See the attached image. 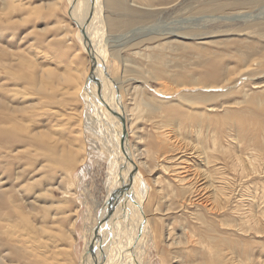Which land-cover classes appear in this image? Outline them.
<instances>
[{
	"label": "rangeland",
	"instance_id": "1",
	"mask_svg": "<svg viewBox=\"0 0 264 264\" xmlns=\"http://www.w3.org/2000/svg\"><path fill=\"white\" fill-rule=\"evenodd\" d=\"M126 2L148 17L113 32L125 31L106 41L103 65L147 183L137 185L147 225L137 227L134 192L121 210L132 213V237L140 229L138 253L147 238L142 264H264V0ZM107 4L104 23L114 16ZM90 64L68 0H0V264H83L82 235L104 217L107 179L131 170L121 147L112 159L108 131L93 122L106 115L89 104V79L97 106L105 102ZM196 139L211 160L202 166L211 190L193 197L175 176V150ZM189 152L180 170L201 166ZM245 210L257 220L244 223Z\"/></svg>",
	"mask_w": 264,
	"mask_h": 264
},
{
	"label": "bare ground",
	"instance_id": "2",
	"mask_svg": "<svg viewBox=\"0 0 264 264\" xmlns=\"http://www.w3.org/2000/svg\"><path fill=\"white\" fill-rule=\"evenodd\" d=\"M104 1L105 2L107 1V3H108L107 7H108V10L110 11V14H114L113 17L107 18L105 23H104V20L102 19V14H100L101 13L100 8L103 5ZM140 7H142V6L140 5ZM140 7H137V8L140 9ZM90 9L92 12V17L90 16L91 19H90V21L86 27V33H85V31L83 34L80 33V31L78 30V27H77V30H78V40L80 41L82 49L88 54V57H89V60L91 63L90 64V73L93 74V76H95L97 83L99 82L98 88H99L101 94L103 95L102 98L105 99L104 106H97L98 101L96 99H94V93L95 92H93L92 89H91L92 91L90 90V87L93 86L95 82L93 80L89 79L88 84H87V86H88L87 91L90 93V99H92V101L94 100V102H89V104L91 103L90 106L95 107L97 113H101V116H103V113L106 115V118H105V116H104V118L100 117V114H99V116H97L98 114L94 115L95 117L96 116L97 117H96V119L93 118V122H97V120H98V123L101 124L108 131L109 138H111V140L113 141L111 143V145H109L112 152L110 151V149H108V151L110 152V155L112 154V159H113V154H115V152L119 151L118 153H120V150H118V149L121 147L122 148L121 149L122 154L124 156L123 158H125L124 161L122 162V166L125 165V168H126V166L131 167L130 168L131 170H129L130 173L127 170V168L124 171V173H122L123 169L121 170L120 173H117L118 171H116V170H114V171L109 170V171H111V172L113 171V172L111 173V176H109V178L107 179V182L105 185L107 188L106 189L107 190V201H105V203L103 205L104 206L103 208L105 209L104 217H102L103 214L101 213V215L98 216V221L96 223L95 230L90 231V229L88 228L84 231V233L82 235L83 240H84V247H83L82 253H84L83 257H85V261L87 262V263H85V261L83 259V262H84L83 264H92L91 262H95L96 264H122L121 262H123L125 264H134V263L135 264H142L141 258L139 256L140 255L142 256L143 247L146 246L145 240H147V238L145 240H143L145 244L142 243V249H141L142 252L140 251L138 253L139 250H136V249H137V246L139 245V243L141 242V238H139L141 236V235L139 236L140 229L136 232L135 236L132 237L131 233L133 232L132 231L133 227L129 228V225L132 226V222L129 221L130 223L128 224V226L126 224L130 214H132V213L123 214L121 212V210H122V206L124 205L123 203L126 202V200H128V198H129L128 196L130 195V197H131V193L134 192V194H136L138 196V200H135V198L133 196H132L133 198L130 200L132 202L134 201L133 214H134V212H137V214H140V216H138L140 218L139 221L140 220L142 221V225L140 226L138 224L137 227L138 228H140V227L144 228L143 226L147 225V217L145 216V213H144L145 197H144V191H143V189H145L144 186L147 183H144L143 182L144 180H140L141 176L139 174V169H138L140 162L137 161L136 153L132 151L133 147L131 146V144L129 142V138H128L129 130L128 129L130 128V124H128V121H126L127 120V118H126L127 113H126V111L123 110L124 105L122 103V96H121V93L119 91L118 84L116 82H114L113 79L110 77L109 72H108L109 70L105 64L103 65V63H104V60L106 59V56H107V54H106V50H107L106 41L109 40L110 36H112V35H115V37L118 38L125 31L122 33H119L118 35H116V33L113 34V32H115V30L117 28L132 26L134 24L139 23L141 21L139 19L142 18V14L147 13L148 11H140L139 10L140 14L138 16L136 14V11L133 8H130V5L128 4V2H126V0H68V15L70 16L72 21H74L76 23V26L77 25L79 26V28H81L84 25V23L86 22V20L88 19V15H89L88 12ZM104 11H105V9H104ZM145 15H147V17H148V14H143V16H145ZM142 27H143V25L139 26V28H142ZM144 27H146V26H144ZM107 28L109 29V31H108L109 33H107V30H108ZM110 32H112V33H110ZM126 32L129 33L131 31H129V32L126 31ZM74 77H76V76H74ZM101 80L104 82L105 86L103 85ZM77 81H78V79H77ZM87 93H85V95ZM95 98H96V95H95ZM87 100H89L88 97H87ZM99 100H100V98H99ZM104 124L106 126H104ZM202 136H200V137L203 138L204 136L203 137ZM197 139H196V142H197ZM122 140L124 141L123 144H122ZM185 145H186V143H185ZM182 148H184V149H182ZM207 148H209V146ZM209 149H207V150H209ZM186 150L190 151L188 154L193 155V157L195 156V158H197L198 160L200 159V162L202 163L200 167L195 168L192 165L193 163H195V162H193L190 166L186 167L184 170H180L181 164L179 163V161L183 160V156L185 155L183 153ZM175 151H176V153H175L176 159L178 160V162H176V165H179L178 170H177L178 174L175 176L179 177L178 180L180 182H182V184H184V186L186 188H190L189 191L193 197L194 196L195 197L201 196V194L204 195L205 192H207V195H208V193L211 190V186H206V182H207V180L210 179L209 175L211 173H207L209 170L205 171L206 169L204 170V167H202V166L205 164L210 165L211 160L208 159L205 162V160H206L205 156L207 154H206V150L203 149L202 144H200V142H197L195 144L192 143L188 147H177ZM126 155L129 156V160L127 159ZM236 156H235V158H236ZM110 159H111V157H110ZM241 159H243V158H241ZM212 160H215V159L212 158ZM231 161H233V160H231ZM236 161L238 162V158ZM216 162L217 161L215 160L214 161L215 165H216ZM237 162H236V166H237ZM239 163H240V159H239L238 165H239ZM241 163H243V160L241 161ZM110 164H112V163H110ZM233 166H232V168H233ZM243 166H246V165H243ZM240 168H242L241 165H240ZM209 169H210V167H209ZM235 169H236V167H235ZM230 170H231V168H230ZM175 171L176 170L174 169V172ZM213 171H215V170H213ZM171 173H172V171H171ZM223 173H224V171H223ZM133 174H135L134 176H136V177H131V175H133ZM220 176H222V173ZM173 177H172V179H174ZM188 179H193L192 182L194 183L193 184L194 186H190V183H192V182H188L187 181ZM178 180H177V182H178ZM173 182H175V181H173ZM216 182H217V180H216ZM227 182H228V180H227ZM211 183L212 182L210 181L209 185ZM140 184H142L143 189H142V186L140 187V189L137 187V185H140ZM214 184H215V181L213 182V185L212 184L211 185L214 186ZM219 184L220 183H217V186ZM230 184H232V183H230ZM223 185H225L224 186V188H225L226 185L228 186V183L225 182V184H223ZM234 185H235V183L233 184V186ZM220 186H221V184H220ZM214 187H216V184ZM118 188L124 189L125 193H124L123 198L122 197L116 198L114 196L116 194V191L118 190ZM123 189H122V191H123ZM221 191L224 192L223 189ZM146 192H147V189H146L145 193ZM233 192H234V190H233ZM120 193H123V192H120ZM11 195H14V194H11ZM218 196H219V194H218ZM218 196H217V198H219ZM212 197H213V193H212ZM206 198H208V197H206ZM209 199H210V196H209ZM195 203L197 204L196 201H195ZM216 203H217V201H216ZM202 204H204V203H202ZM207 204H209V203H206V205ZM213 204H215L214 201H213ZM213 204H210L208 207L210 209H215ZM110 207L112 208L111 211L114 213H111V211L109 209ZM206 208H207V206H206ZM102 209L100 212H102ZM104 209H103V211H104ZM108 209L110 212L108 211ZM218 209H219V207H218ZM227 210H228V208H227ZM213 211L214 210H212V212ZM212 212H211V214H212ZM217 212H218V210H217ZM263 212H264V210H263ZM230 213H232V211ZM235 215L236 214H234V216ZM126 216H127V218H125ZM242 216L245 219L244 223H247V225L257 220L254 218L255 217L254 215L248 214L247 211L243 212ZM261 216L264 217L263 214ZM138 223H140V222H138ZM121 224L123 225V232H122L123 237L119 233L114 231L115 235L108 240V243L102 242L101 238L105 235V233L109 232L111 230V228H113V227L122 228ZM213 225H214V223H213ZM251 226H248L246 229H249ZM258 228H259V226H258ZM130 231H132V232H130ZM99 234H101L100 237H99ZM144 234H145V232H143V235ZM0 236H2V235L0 234ZM211 239H212V237H211ZM130 241H131V243H130ZM99 242H100V244H99ZM126 244H128V245L126 246ZM207 245H208V242H207ZM211 246H212V244H211ZM139 248H140V246H139ZM179 250L180 249H178V251ZM202 250H203V247H202ZM114 252L116 254H114ZM93 253H94V255H93ZM237 258H238V256H237Z\"/></svg>",
	"mask_w": 264,
	"mask_h": 264
},
{
	"label": "water",
	"instance_id": "3",
	"mask_svg": "<svg viewBox=\"0 0 264 264\" xmlns=\"http://www.w3.org/2000/svg\"><path fill=\"white\" fill-rule=\"evenodd\" d=\"M88 19L86 20V22L84 23V25L81 27V28H79V26L77 25L76 27H78V30L80 31V33H84V31H85V33H86V27H87V25H88V23H89V21H90V16L92 17V12H91V9L89 10V12H88ZM94 60V59H93ZM123 140H122V144H123ZM127 156V159L129 160V156L128 155H126ZM122 189L123 188H118V190L116 191V194L114 195L116 198H119V197H124V189H123V191H122ZM120 192H123V193H120ZM111 211V210H110Z\"/></svg>",
	"mask_w": 264,
	"mask_h": 264
}]
</instances>
